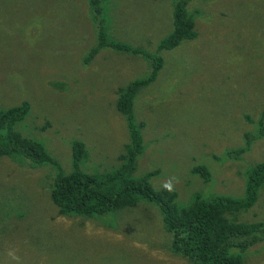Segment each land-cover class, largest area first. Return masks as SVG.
<instances>
[{"label": "rangeland", "instance_id": "obj_1", "mask_svg": "<svg viewBox=\"0 0 264 264\" xmlns=\"http://www.w3.org/2000/svg\"><path fill=\"white\" fill-rule=\"evenodd\" d=\"M0 0V109L26 100L14 129L40 141L65 172L73 140L82 141L89 173L116 168L129 135L116 110L117 90L143 78L151 62L109 47L84 63L98 28L108 39L159 55L155 80L139 89L132 112L143 124L135 176L158 170L154 189L171 184L177 202L193 194L242 197L245 172L264 161V137L232 159L264 108V0H191L196 38L158 51L173 28V0ZM45 123L49 127L41 129ZM21 157H0V264H192L170 251L158 208L87 219L58 216L50 201L55 172ZM204 165V183L191 169ZM243 222H264V193ZM244 264H264V241Z\"/></svg>", "mask_w": 264, "mask_h": 264}, {"label": "trees", "instance_id": "obj_2", "mask_svg": "<svg viewBox=\"0 0 264 264\" xmlns=\"http://www.w3.org/2000/svg\"><path fill=\"white\" fill-rule=\"evenodd\" d=\"M102 0H88L93 15L100 13ZM191 0H173V28L163 38L157 50H171L184 40L196 38L193 14L187 9ZM96 44L90 48L84 63L88 64L100 49L109 47L117 52L140 56L151 62L147 76L129 82L117 90L116 110L126 121L129 141L124 153L117 158L119 165L104 173H89L82 165L88 160V151L82 141L70 143V171L65 172L45 145L25 137L14 129L29 112L30 104H20L0 109V157H21L29 166L37 168L49 165L55 172L50 189V201L58 216H77L87 219L116 216L131 212L141 202L155 205L162 214L165 230L172 235L170 251L192 264H244L243 256L251 247L264 241V222H243L242 212L250 210L264 193V161L251 165L245 172V189L242 197L214 195L203 198L195 193L187 204L177 202L173 185L165 184L154 189L150 179L158 170L136 177V158L142 152L143 124H137L132 112L134 99L139 89L152 83L163 60L124 43L111 41L103 27L98 28ZM247 121L254 125L252 132L244 135V146L230 150L225 156L238 159L247 153L252 144L264 137V108L256 120L248 115ZM49 127L45 123L41 129ZM204 183L210 181V171L204 165L191 169Z\"/></svg>", "mask_w": 264, "mask_h": 264}]
</instances>
